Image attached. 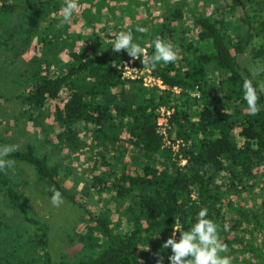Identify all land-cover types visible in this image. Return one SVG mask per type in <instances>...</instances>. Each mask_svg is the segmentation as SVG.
Listing matches in <instances>:
<instances>
[{
  "label": "trees",
  "instance_id": "16d2710c",
  "mask_svg": "<svg viewBox=\"0 0 264 264\" xmlns=\"http://www.w3.org/2000/svg\"><path fill=\"white\" fill-rule=\"evenodd\" d=\"M83 1L95 7L93 12L91 6L84 8L88 30L64 29L62 38L59 32L36 36L40 54L32 58L28 81L33 84L24 98L39 112L51 107L53 120L42 128L45 139L71 149L88 143L95 147L99 164L97 159L91 164L88 182L99 194L113 190L114 204L91 212L63 184L60 165L50 163L47 153L27 141L6 159L31 164L44 192L53 194L49 189L54 186L83 208L90 222L81 233L77 257L54 260L47 223L32 214L7 168L0 170L7 205L37 231L34 236L11 231L0 217V264H156L157 252L164 264H170L171 248L162 249V244L175 221L188 230L202 208L208 209L207 218L216 223L228 246L222 255H229L232 264H264V71L253 76L246 61L248 55L256 70L264 69V0H249L259 7L251 12L248 0H164L162 11L152 15L147 1L132 0L146 8L140 19L128 4ZM62 4L63 0H0V48H27L41 17ZM123 14L132 22L118 33L131 31L140 46L149 41V56L156 37L178 51L177 61L151 68L170 87L178 86L179 94L122 78L120 69L113 67L129 55L126 50L113 51L114 40L102 34L110 19L121 21ZM187 17L191 24L184 23ZM98 21L101 25L95 27ZM138 26L146 31H136ZM189 30L194 33L187 35ZM246 78L258 90L260 111L255 115L247 111L243 98ZM192 89L199 95H190L187 90ZM162 105L173 108L170 137L182 139L177 158L162 147L157 131ZM109 149L111 155L105 153ZM130 151L133 165L128 167L124 157ZM180 159L185 162L178 164Z\"/></svg>",
  "mask_w": 264,
  "mask_h": 264
},
{
  "label": "rangeland",
  "instance_id": "374dc122",
  "mask_svg": "<svg viewBox=\"0 0 264 264\" xmlns=\"http://www.w3.org/2000/svg\"><path fill=\"white\" fill-rule=\"evenodd\" d=\"M147 1L149 4L150 15L152 13L159 14L162 11L164 0H140ZM166 2L169 0H165ZM176 1V0H172ZM80 7L73 15L70 23H63V18L60 14L61 6L55 8L51 12L45 13L37 23L36 35L25 49H6L0 48V145L9 144L17 145L22 148L27 141L32 142L36 146V150L40 153H47L50 163L57 162L60 165V177L65 187L76 194L78 201L86 204L91 212H100L102 209L113 206L114 199L111 197L113 190L105 189L101 194L95 191L90 186L88 180L93 174L90 168L91 164L97 159L95 147L88 143L80 146L78 149H71L63 144L55 142L53 138L45 139V132L42 128H46L53 120L51 107L44 108L41 112L32 106H29L24 98V93L32 87V82L28 81L30 68L33 64L32 58L35 54H40V45L37 44L39 34L45 32L48 36L54 33H61V38L64 37L67 31H81L88 30L83 24L85 15L84 8L91 6L90 10L95 9L93 4L88 1H78ZM110 4L122 6L128 4L129 7L134 8L133 15L136 19L144 18L146 15V8L142 3L134 4L132 0H109ZM247 11L251 12L259 7L251 1H247ZM103 11H107L104 6ZM115 13L120 15V12L115 8ZM85 14V15H84ZM109 15V12L107 13ZM103 19H105L103 17ZM131 16L123 14L121 21L114 23L110 19V25L103 32L102 36L106 40H114L118 33V28L125 27L131 24ZM184 23L191 24L190 17L184 19ZM102 21H98L95 27H99ZM193 34L192 30L188 31ZM141 47L149 50L150 42L145 41ZM39 51L36 52V51ZM149 55V52H148ZM246 61L252 70H256L254 62L246 55ZM181 89L174 91L175 95L179 94ZM190 95L196 96L194 90H187ZM179 102V101H177ZM167 140L162 137V147L167 148L171 152L173 158H177L178 147L176 141L182 139L176 137L171 138L169 131ZM175 143V144H174ZM174 145V146H173ZM177 148V149H176ZM94 152V153H93ZM107 152V153H106ZM110 151H105L107 155H111ZM131 151L127 153L124 159L128 162V167L132 156ZM99 159V158H98ZM97 159V164L99 160ZM15 163L12 167L7 168L8 175L13 184L24 195L30 204L32 214L47 223L48 225V245L51 257L54 260L74 259L77 257L80 246L83 243L81 233L86 230L89 225V218L87 212L72 204L63 197L64 203L59 207H54L51 202L52 194L44 192L43 184L38 180L34 167L24 161L13 160ZM179 162V161H178ZM179 164V163H178ZM259 182L258 185H261ZM236 196L233 195V198ZM250 199L248 203H250ZM0 217L7 224L11 231H21L25 236H34L37 232L33 224L26 222L18 210L7 205L3 195V189L0 187ZM127 227L123 222L122 227Z\"/></svg>",
  "mask_w": 264,
  "mask_h": 264
},
{
  "label": "clouds",
  "instance_id": "9594fccd",
  "mask_svg": "<svg viewBox=\"0 0 264 264\" xmlns=\"http://www.w3.org/2000/svg\"><path fill=\"white\" fill-rule=\"evenodd\" d=\"M79 7L78 0H63L60 9L63 23H70ZM136 31L144 32L146 29L138 26ZM152 43L154 53L149 56L144 47L133 42L131 31H120L114 37L113 51L119 53L126 50L133 62L142 57L144 66L153 68L160 62L168 64L179 59L178 51L170 42H165L160 37H156ZM113 67L121 69V65L113 64ZM131 70L134 69L126 65L122 67L123 75L125 71ZM259 71H264V69L253 70V76L257 75ZM260 91H264V86L260 87ZM243 98L247 103V111L250 114L255 115L260 111L258 90L251 79L246 78L244 80ZM17 150V145H0V170L13 166L15 162L6 158ZM49 190L53 193L50 199L51 204L54 207L61 206L64 203L62 193L54 186ZM207 217L208 209L202 208L196 217L195 223L188 230H182L175 221L171 235L162 244V249L171 248L172 254L168 257L170 264H232L229 255H222L228 252V246L221 240L218 226ZM228 228L229 226L225 224L224 229L228 230ZM177 232L180 233L178 240L176 239ZM156 256L158 257L156 264H164V257L159 252L156 253Z\"/></svg>",
  "mask_w": 264,
  "mask_h": 264
},
{
  "label": "built area",
  "instance_id": "2783aa9c",
  "mask_svg": "<svg viewBox=\"0 0 264 264\" xmlns=\"http://www.w3.org/2000/svg\"><path fill=\"white\" fill-rule=\"evenodd\" d=\"M146 49V48H145ZM147 51V49H146ZM148 54V51H147ZM142 57L140 59L132 61L131 57H128L126 59H123L121 63V77L127 78V79H137L141 82V84L148 88H156L160 90H172L176 91L180 88L178 86H169L168 83L157 73H155L151 67H145L142 63ZM127 66L131 69V71H125L123 75L122 67ZM195 94L198 96L199 91L197 89L194 90ZM173 108L169 106L162 105L158 108V114L156 118V124H157V131L164 137L165 140L169 141L167 139L168 134V118L172 112ZM175 144V143H174ZM177 147L179 146V141H176ZM174 146V145H173ZM177 149V148H176ZM185 162V159H180L179 164H183Z\"/></svg>",
  "mask_w": 264,
  "mask_h": 264
}]
</instances>
